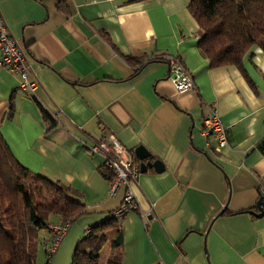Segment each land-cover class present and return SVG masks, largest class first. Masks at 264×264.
<instances>
[{"label": "crops", "instance_id": "0c3cea01", "mask_svg": "<svg viewBox=\"0 0 264 264\" xmlns=\"http://www.w3.org/2000/svg\"><path fill=\"white\" fill-rule=\"evenodd\" d=\"M190 2L0 0L39 84L24 90L19 75L0 67L2 135L24 166L70 186L86 206L52 264H71L86 230L123 199L124 188L109 194L104 159L88 149L113 139L140 165L143 145L151 154L144 162L164 166L141 171L138 209L106 231L122 264H264V51L252 47L242 69L210 66ZM175 61L193 88L177 90ZM212 108L227 130L219 150L203 133ZM117 230L123 240L114 249ZM44 231L43 244L53 238Z\"/></svg>", "mask_w": 264, "mask_h": 264}, {"label": "trees", "instance_id": "16d2710c", "mask_svg": "<svg viewBox=\"0 0 264 264\" xmlns=\"http://www.w3.org/2000/svg\"><path fill=\"white\" fill-rule=\"evenodd\" d=\"M190 10L200 27L198 46L210 66L242 69L252 47L264 51V0H191ZM85 207L73 188L24 166L0 130V264H38L40 233L49 230L52 217L71 225ZM110 213L79 239L71 264H122L121 255L114 251L105 263L101 260L108 242L106 231L117 220ZM122 240L117 230L111 248L118 249ZM47 255L46 264H51L54 254Z\"/></svg>", "mask_w": 264, "mask_h": 264}, {"label": "built area", "instance_id": "2783aa9c", "mask_svg": "<svg viewBox=\"0 0 264 264\" xmlns=\"http://www.w3.org/2000/svg\"><path fill=\"white\" fill-rule=\"evenodd\" d=\"M0 67L6 68L19 75L20 87L24 90L35 92L39 86L38 81L29 78L31 68L28 52L10 32L2 13L0 12ZM171 80L179 92L187 91L194 87L192 75L178 62L172 65ZM204 135H213L217 141V149L228 145L227 130L216 109H211L203 119ZM88 149L99 154L104 159V167L110 172L109 194L115 196L121 188L124 195L120 205L110 215L121 218L130 211L138 209V202L133 192V185L138 182L141 174V165L132 157L131 152L116 139L111 142L105 140L88 143ZM69 223L49 224L53 239L45 243L44 248L49 255L54 254L62 238L68 232ZM90 227L85 234L91 233ZM154 264H163L158 261Z\"/></svg>", "mask_w": 264, "mask_h": 264}, {"label": "water", "instance_id": "95a60500", "mask_svg": "<svg viewBox=\"0 0 264 264\" xmlns=\"http://www.w3.org/2000/svg\"><path fill=\"white\" fill-rule=\"evenodd\" d=\"M135 154L140 160H142V163H141V171L142 172H145L149 166H153L159 171L162 170L164 167L160 160H154L153 162L147 161L146 163L144 162V160L151 157V154L143 145H139L135 149ZM257 205H258V208L261 210V214H260V216H261V215H263V197L260 198Z\"/></svg>", "mask_w": 264, "mask_h": 264}, {"label": "rangeland", "instance_id": "374dc122", "mask_svg": "<svg viewBox=\"0 0 264 264\" xmlns=\"http://www.w3.org/2000/svg\"><path fill=\"white\" fill-rule=\"evenodd\" d=\"M52 218H54V216ZM50 224H54V223L51 222ZM44 234H45V231H41L40 237H41L42 242L39 245L38 254H37V258H36L38 264H46L47 260H48V255L45 252L44 247H43V241H44L43 236H44ZM107 244L105 245V248L103 249V251L101 253V260L103 263H105L107 261V257L110 254V249H109ZM52 262H53V257H52L51 264H52Z\"/></svg>", "mask_w": 264, "mask_h": 264}]
</instances>
